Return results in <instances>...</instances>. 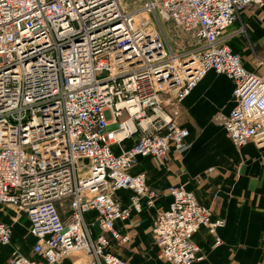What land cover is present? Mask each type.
Masks as SVG:
<instances>
[{
    "label": "built area",
    "instance_id": "2783aa9c",
    "mask_svg": "<svg viewBox=\"0 0 264 264\" xmlns=\"http://www.w3.org/2000/svg\"><path fill=\"white\" fill-rule=\"evenodd\" d=\"M120 1L0 0V204L25 217L31 237L23 252L0 220L6 264H60L73 250L88 264H129L109 250L126 240L115 224L157 195L130 169L139 157L188 149L177 105L208 70L234 83L233 106L216 124L236 147L264 146V76L244 68L224 35L241 9L264 0ZM151 14L189 33L193 47L173 52ZM122 45L130 63L118 60ZM119 190L130 191L128 204ZM169 196L152 240L168 264H192L202 259L193 234L204 226L220 244L225 221L181 184Z\"/></svg>",
    "mask_w": 264,
    "mask_h": 264
},
{
    "label": "crops",
    "instance_id": "0c3cea01",
    "mask_svg": "<svg viewBox=\"0 0 264 264\" xmlns=\"http://www.w3.org/2000/svg\"><path fill=\"white\" fill-rule=\"evenodd\" d=\"M224 35L244 68L264 76V8L249 5L241 9ZM233 86L226 75L208 70L177 105V121L189 131L188 149L183 154L170 151L163 160L139 157L132 166L133 174L145 172L147 185L157 195L153 205L143 203L140 212L116 222L126 240L112 242L109 250L113 254L129 264H168L150 229L156 211L167 207L169 186L181 184L211 208L214 218L225 221L216 231L221 239L218 245L204 226L193 234L202 259L192 264H264V146L248 141L236 147L215 122L217 114H227L233 106ZM113 149L118 151L115 145ZM130 196L128 190L116 192L124 204ZM0 213V220L13 226L15 219ZM86 218L93 221V214ZM92 227L94 233L100 232L95 223ZM26 229L13 226L12 243L27 253L31 237ZM0 264H6L3 250Z\"/></svg>",
    "mask_w": 264,
    "mask_h": 264
},
{
    "label": "rangeland",
    "instance_id": "374dc122",
    "mask_svg": "<svg viewBox=\"0 0 264 264\" xmlns=\"http://www.w3.org/2000/svg\"><path fill=\"white\" fill-rule=\"evenodd\" d=\"M143 0H124L125 4H127V9L131 7H138ZM151 18L153 21V25L155 30L162 34L165 38L166 45L176 53H185L190 50L193 46V39L191 35L180 28L176 27L170 20H163L159 17L154 19L151 14ZM119 52L124 54L123 58L118 59L119 62L130 63V57L132 56V52L126 45H122L118 48ZM0 212H6L9 216L15 219L13 226H19L23 228L24 231L27 228V221L25 217L21 214H18L13 206L10 204H0ZM2 213H0L1 216ZM3 215V214H2ZM4 220L7 219L4 217ZM12 226V227H13ZM27 231V229H26ZM77 255L71 256L68 254L65 256L60 264H88V256L84 254L81 250H77Z\"/></svg>",
    "mask_w": 264,
    "mask_h": 264
},
{
    "label": "bare ground",
    "instance_id": "6f19581e",
    "mask_svg": "<svg viewBox=\"0 0 264 264\" xmlns=\"http://www.w3.org/2000/svg\"><path fill=\"white\" fill-rule=\"evenodd\" d=\"M120 3H121V5H122V7H125V8H127V4H125V2H124V0H121L120 1ZM130 9H136L135 7H131ZM129 126H131V124L129 123L128 124ZM214 237V236H213ZM220 238V237H219ZM221 240V239H220ZM194 242V241H193ZM195 243V242H194ZM213 244H214V242H213ZM197 245V244H196ZM215 245V244H214ZM218 245V244H217ZM198 246V245H197ZM73 252H77V250H73V251H71L69 254H71V253H73Z\"/></svg>",
    "mask_w": 264,
    "mask_h": 264
}]
</instances>
